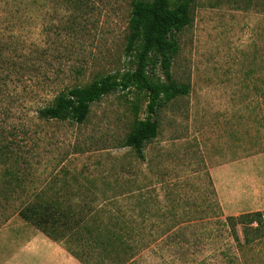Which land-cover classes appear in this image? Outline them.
Listing matches in <instances>:
<instances>
[{"label": "rangeland", "instance_id": "1", "mask_svg": "<svg viewBox=\"0 0 264 264\" xmlns=\"http://www.w3.org/2000/svg\"><path fill=\"white\" fill-rule=\"evenodd\" d=\"M26 1L20 19L0 0L10 58L25 54L40 65L26 83L8 80L20 93L0 96V144L6 129L22 146L10 171L0 155V244H27L41 230L20 213L29 200L59 199L126 225L127 247L114 260L97 248L93 258L84 252L90 264H264V236L239 246L226 222L264 212V0H193L172 66L190 92L158 111L144 158L122 145L147 107L135 88L93 103L81 124L34 119L61 89L134 69L125 52L133 0H83L78 25L68 20L69 2ZM152 70L163 77L159 63Z\"/></svg>", "mask_w": 264, "mask_h": 264}, {"label": "trees", "instance_id": "2", "mask_svg": "<svg viewBox=\"0 0 264 264\" xmlns=\"http://www.w3.org/2000/svg\"><path fill=\"white\" fill-rule=\"evenodd\" d=\"M3 1L7 6L14 5L21 19L22 13L27 8V1ZM63 1L69 2L70 8L74 7L68 20L78 25L83 15L82 6L85 2L83 0ZM192 2L193 0H133L127 26L125 52L134 63V69L106 74L85 85L76 83L67 86L54 94L51 100H46L44 104L35 108L34 119L40 121L69 120L81 124L88 119L93 103L100 101L108 94L135 88L146 94L147 107L144 117L136 120L122 145L133 149L139 158H144L147 142L158 136L160 128L156 117L158 111L174 99L190 92L189 84L178 82L173 77L172 66L180 50L178 33L192 23ZM7 6L3 7L11 8ZM28 21L24 18L21 22L22 26L28 24ZM69 28L76 29L75 26ZM4 35L0 32V96L5 95L7 91L10 97L20 91H18V84L14 86L15 89H9L8 80L15 78L18 83H26L29 77H31L30 80L38 75L40 65L25 54L18 61L11 59L7 51L13 45L11 43L4 45L6 40ZM13 44L15 45L16 42ZM158 63L161 66L163 77L152 70ZM82 71V67L75 69L76 75L82 74ZM2 100L4 102V99ZM3 112L6 114L7 110L4 109ZM29 130L26 124L21 128L23 134H28ZM11 133L13 132L4 129L2 131L3 141L0 144L2 163L8 167L6 171H10L9 165L18 164V157L15 154L22 149L17 139L9 137ZM33 195L35 196L36 193ZM31 201L26 203V208L24 205L20 213L53 240L64 242L67 249L82 262L90 264L84 258L83 253L92 255L96 248L107 256H113L114 260L116 250L126 248L128 245L129 240L125 239L128 238L125 233L126 225L117 218L106 222L99 218L100 215L93 216L87 204L80 212H76L71 204L64 206L59 199L58 201L52 200L48 204H45V201ZM90 217H92L91 221L99 223L92 224L93 226L86 223L90 221L88 220ZM226 222L239 246L250 244L264 236V212L262 211L228 216ZM241 232L243 243L240 238ZM72 242L89 249L88 251L73 249L70 246ZM99 251L97 250V253ZM93 257L92 255L91 258Z\"/></svg>", "mask_w": 264, "mask_h": 264}, {"label": "crops", "instance_id": "3", "mask_svg": "<svg viewBox=\"0 0 264 264\" xmlns=\"http://www.w3.org/2000/svg\"><path fill=\"white\" fill-rule=\"evenodd\" d=\"M32 237L20 246L13 240L0 244V264H81L65 245L49 239L43 231L35 230Z\"/></svg>", "mask_w": 264, "mask_h": 264}]
</instances>
